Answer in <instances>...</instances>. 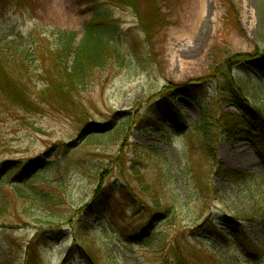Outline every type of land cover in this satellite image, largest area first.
<instances>
[{"label":"rangeland","instance_id":"rangeland-1","mask_svg":"<svg viewBox=\"0 0 264 264\" xmlns=\"http://www.w3.org/2000/svg\"><path fill=\"white\" fill-rule=\"evenodd\" d=\"M156 7L167 24L152 40L130 9L109 10L113 50L78 89L70 116L58 105L17 107L0 95V264H173L177 239L187 264H264V152L217 127L240 116L225 95L209 101L213 72L247 55L253 66L231 60L232 75L264 115V0H156ZM91 17L75 0H0V56L13 61L17 84L32 95L45 89L56 33H76V47ZM199 82H208L207 95L175 88ZM174 88L165 103L190 130L140 128L149 104ZM207 112L218 130L216 164L202 145ZM86 125L109 130L90 136ZM42 155L47 163L23 184L1 165ZM108 184L125 186L129 200L117 194L103 216L92 213ZM164 208L167 216L142 235Z\"/></svg>","mask_w":264,"mask_h":264},{"label":"trees","instance_id":"trees-1","mask_svg":"<svg viewBox=\"0 0 264 264\" xmlns=\"http://www.w3.org/2000/svg\"><path fill=\"white\" fill-rule=\"evenodd\" d=\"M80 6L87 5L91 11L92 17L84 27V34L79 40L78 45L74 47L76 33L74 32H57L56 49L54 50V70H48L46 77V88L39 94H29V90L22 89L15 80L12 64L10 59L0 56V95L11 105L17 107L34 106L31 100L39 103H50L58 105L60 111L66 115H71L75 109V97L78 89L83 87L88 80V74L95 68H103L106 64L108 53L113 50L110 45L111 36L115 30L108 26V17L110 9H130L137 20V26L145 30L146 38L152 40L157 33L166 26V19L156 7V0H75ZM103 7H108L104 8ZM229 13L231 8L229 7ZM232 12V11H231ZM158 24V26H157ZM14 57V56H13ZM242 68L246 65L254 64V59H248L247 55H237L233 59H226L216 71L213 72L210 80H213L215 94L211 96L210 102H214L217 96L225 95L226 102L233 106L240 116L234 117L232 120H225L219 126L223 132H237L244 138L252 140L264 152V115L252 107L244 94L243 87L239 84L240 80L232 75L231 64ZM13 62V61H12ZM210 83V82H209ZM206 83L175 85V88H182L183 94L188 96L207 95ZM18 87V88H17ZM165 90L160 98L149 104L142 117L139 118L138 124L140 128H171L169 130L172 136H183L185 132L190 130L189 121L186 117L172 106L165 103L168 94L173 90ZM191 94V95H189ZM33 98V99H32ZM164 103L166 106L162 105ZM73 110H69L70 108ZM202 126L206 127L202 136V145L209 153V157L216 164V145L218 134L212 131L216 126L211 122L208 112L202 117ZM109 127L87 126L83 134L96 136L105 134ZM188 128V129H187ZM198 129L197 127H194ZM215 133V134H214ZM170 135V136H171ZM169 136V137H170ZM46 156L42 155L38 159L27 164L18 163L16 161L4 162L1 165L10 173L19 176L21 184L28 181V177L35 171L39 170L47 162ZM218 169V168H217ZM1 171V169H0ZM224 174L235 176L236 172L221 169ZM219 171V172H220ZM1 176V175H0ZM121 195L122 200H129V193L125 186H114L113 184L100 187V191L95 194L94 199L88 206L92 213L104 215L111 206L115 195ZM160 208L159 205L156 206ZM168 208L158 210L146 225L140 228L142 235H149L151 225L155 221L154 218L167 216ZM2 215L0 210V216ZM235 220V219H234ZM141 237V236H139ZM30 250V248H29ZM185 252H188L185 245L175 240V245L170 251L173 264H187ZM70 260V258H68ZM92 263V261H89Z\"/></svg>","mask_w":264,"mask_h":264}]
</instances>
